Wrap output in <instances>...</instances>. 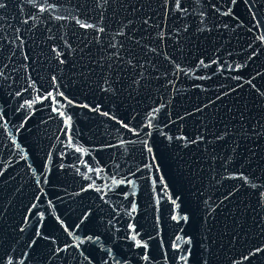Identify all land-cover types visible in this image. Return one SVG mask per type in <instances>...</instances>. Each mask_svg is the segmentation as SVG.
Here are the masks:
<instances>
[{
    "label": "water",
    "instance_id": "water-1",
    "mask_svg": "<svg viewBox=\"0 0 264 264\" xmlns=\"http://www.w3.org/2000/svg\"><path fill=\"white\" fill-rule=\"evenodd\" d=\"M0 5V264H264V0Z\"/></svg>",
    "mask_w": 264,
    "mask_h": 264
},
{
    "label": "snow or ice",
    "instance_id": "snow-or-ice-1",
    "mask_svg": "<svg viewBox=\"0 0 264 264\" xmlns=\"http://www.w3.org/2000/svg\"><path fill=\"white\" fill-rule=\"evenodd\" d=\"M0 7H2V5H0Z\"/></svg>",
    "mask_w": 264,
    "mask_h": 264
}]
</instances>
